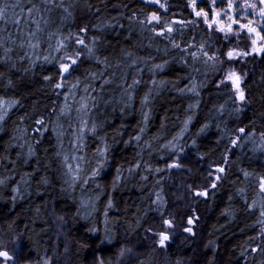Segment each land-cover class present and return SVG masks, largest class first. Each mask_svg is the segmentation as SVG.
Returning <instances> with one entry per match:
<instances>
[{
  "label": "trees",
  "instance_id": "obj_1",
  "mask_svg": "<svg viewBox=\"0 0 264 264\" xmlns=\"http://www.w3.org/2000/svg\"><path fill=\"white\" fill-rule=\"evenodd\" d=\"M20 2L25 7L29 4V0ZM168 2L169 16L175 13L177 17L183 15L188 20L196 19L189 15L190 9L184 7L187 0ZM68 5H72L69 9L72 16L61 24L62 10L57 9L51 17L54 21L52 30L59 26L67 35L87 25L89 38L93 35L101 37L100 52L108 56L113 66L120 64L119 68L108 70L115 72L117 82L122 73H126L125 86L131 83L133 76L143 82L133 92L132 108L122 109L115 103L119 98L117 90L103 93L105 99H113L112 104L105 105L100 101L99 107L92 109L90 120L105 122L103 131L107 133L111 146L109 164L97 180L101 186L99 189L92 183L83 189L80 185L73 189L65 183L70 177H65V169L56 156L60 149L52 131L55 125L53 109L58 111L63 105V96L56 95L60 90H54L43 80L45 74L55 72V65L41 60L25 71L30 62H21L20 55L27 49L12 46L10 63L16 67L8 75L14 81V87L5 88L0 82V96L16 99L19 104L9 112L7 123L0 131V156L5 154L4 149L13 135L24 137L12 141L24 147L9 149L8 160L0 162V178L6 180V184L0 186V251L5 248L4 251L12 257L4 264H44L45 260L50 264H264V235L258 222L264 219L259 216L264 194L255 187V175L264 174V153L251 151L249 143L228 153V165L222 162L225 147L231 148L229 138L238 135L237 128L254 130L257 138L264 131V58L258 62L248 61L242 85L246 103L233 105L228 100L232 94L227 89L216 87L217 77L222 75L220 70L205 71L202 65L196 64L200 71H193L190 58L186 66L180 59L186 54L171 49L166 40L156 38L152 47L148 46L149 33H141L139 27L129 20L143 7L141 0H64V6ZM16 11L19 12V8ZM23 15L26 17V13ZM102 21L105 25L103 31L96 32L94 26ZM109 23L115 27H107ZM0 28L5 29L0 38L10 34L17 44L21 38L27 39L28 29L23 23L19 28L11 22L6 25L0 23ZM21 31L23 37L20 36ZM217 35L207 31L199 21L197 25L189 24L183 38L178 37V42L195 36L197 41L204 39L215 49L223 44L222 40L217 41ZM157 47L160 51L156 50ZM165 47L169 49L167 55ZM46 50L45 43L41 51ZM127 51H132L149 64H163L165 60L169 63L163 71L155 74L148 70L143 60L134 67H126L124 56ZM0 56H3V49H0ZM98 68L93 61L84 60L78 74ZM137 68H144V71L139 73ZM152 79L157 81L158 87L152 85ZM161 81L164 83L160 84ZM96 83L98 85L99 81ZM193 83L197 85L198 96L188 91ZM149 89L153 91L144 139L159 134L161 139L158 143H166L180 134L185 121L188 122L179 141L183 146L182 176L177 171L166 170L149 174V179L142 181L139 172L128 177L125 171L123 175L128 179L121 180L113 189L116 168L127 169L140 150L134 141L130 145L123 141L128 140L140 126V100ZM82 94L79 93L77 99ZM225 100H228V110L220 115L217 108ZM69 103L73 102L70 100ZM233 107H242V111L231 112ZM72 115L75 117L76 113L73 111ZM39 116L45 118L48 127L42 136L35 132L40 126L34 124V119ZM64 124L67 128L66 121ZM17 127L27 129V133L16 132ZM117 131L124 135L116 136ZM71 139L68 134L63 138V149L69 154L72 153ZM86 143L85 151L77 155L94 152L98 145V141L91 137L86 139ZM29 144L33 146L35 155L28 163H12L17 161V153H27ZM161 156L164 159H160ZM168 158L166 152H153L151 157L147 151L144 153V159L154 167L166 168L165 160ZM216 165L227 169L220 174V181L209 176V171ZM241 169L254 175L245 180ZM178 178L182 181L177 182ZM45 179L47 183H44ZM212 182L218 184L217 188H211ZM17 186L19 192H12ZM205 189L207 197L194 195L196 190ZM155 192H161L162 203H152ZM175 192H180L190 201H174L177 198ZM13 196H16L15 200ZM253 200L257 205L250 208ZM189 218L194 221L192 225L187 222ZM162 219L171 220L173 227L162 229ZM186 227H191L194 234L185 232ZM161 230L171 231V243L166 244L165 249L157 245L156 233ZM58 233L61 236H56ZM252 248L260 250L252 252Z\"/></svg>",
  "mask_w": 264,
  "mask_h": 264
},
{
  "label": "snow or ice",
  "instance_id": "obj_2",
  "mask_svg": "<svg viewBox=\"0 0 264 264\" xmlns=\"http://www.w3.org/2000/svg\"><path fill=\"white\" fill-rule=\"evenodd\" d=\"M141 2L143 7L140 8L138 13H133L129 20L134 26L139 27L141 33H149L147 37L150 41L149 47H152L153 40L160 38V40H166L171 45V49L179 50L180 53L186 54L181 55L180 59L188 66V58H190V66L193 71H200L199 68L195 67L196 64L202 65L205 71L209 69L213 71L220 70L222 75L217 77V89H227L232 94L228 100H231L233 105L246 103L245 90L242 87L245 74L238 71L235 65L244 63L249 56L264 58V0H187L184 7L190 9L189 15L194 16L195 20L185 19L183 15L177 17L175 13L169 16L170 5L168 0H141ZM71 7L72 5L64 6V0H29L27 7L22 5L20 0H0V23L6 25L11 22L17 25L18 28L23 23L24 27L28 29L27 39L21 38L19 44H17L16 40L11 39L10 34L5 38H0V49H3V56H0V82L3 83L5 88L11 89L14 87V81L8 75V72L16 67L15 64L10 63L12 60L10 53L13 52V45L21 50L27 49V51H22L20 55L21 62L24 60L30 62L28 67L24 69L25 71L30 70L41 60L45 64L55 65V72L53 74H45L43 80L54 90H60L56 92V95L63 96V105L59 107L58 111L53 109L55 125L52 131L57 137L58 148L60 149L56 152V156L61 160V167L65 169V177H70V179L65 180V183L73 189L77 185H80L83 189L84 186L92 183L99 189L101 186L97 180L109 164L111 146L108 142L107 133L103 131L105 122L101 121L98 123L95 119L90 120L92 109L98 108L100 101H103L105 105L112 104L113 99H105L103 93L116 92L117 90H119V98L115 99V103L121 105L122 109L132 108L133 92L136 86L143 81L133 76L131 83L125 86L124 77L126 73H122L119 77V82H117L115 72H109L108 70L113 67L119 68L120 64L113 66L108 56L100 52L102 46L101 37L93 35L89 38L87 25L81 26L77 32H69L67 35L61 32L59 26L52 30L51 25L54 23L51 18L52 13L57 9H61V24H63L65 20L72 16V12L69 10ZM17 8H19V12L16 11ZM99 11L100 9L97 8V12ZM24 13H26V17L23 15ZM113 19L117 18L113 17ZM199 21L203 22L207 31L219 34L216 39L218 42L220 40L223 41L221 46L213 49L206 40L199 39L197 41L195 36H192L190 40L178 42V37L183 38L188 25H197ZM29 25H34V27L29 28ZM104 26L102 21L101 24L94 26V30L102 32ZM106 26L115 27V25L110 23ZM121 27L123 26L121 25ZM4 31V28H0V33ZM20 36H24L23 31L20 32ZM45 43L47 50L41 51L42 45ZM241 43H243L242 47L240 46ZM156 50L160 51L159 47ZM164 52L167 55L169 49L165 47ZM102 56L103 58H101ZM84 60L93 61L96 66H99L98 70L89 69L85 70L83 74H78ZM142 60V57L136 56L132 51L125 52L124 64L126 67H134ZM143 62L153 74L163 71L169 63L167 60L163 64H149L147 60H143ZM143 71L144 68H137V72L142 73ZM97 81H99L98 85ZM151 83L153 86H159L155 79H152ZM163 83V81L160 82V84ZM152 91V89H149L140 100L142 117L140 126H138L136 132L129 136L128 140L123 141L125 145H130L134 141L140 150L136 152V158H134L133 162H130V166L127 169L123 167L116 168L113 189H115L118 182L132 177L138 172L140 173V180L147 181L149 174H159L166 170L182 167L181 154L183 153V146L179 141L183 137V132L187 129V121H185L184 128L181 129V133L173 136L166 143H158L161 139L159 134L151 139H144L150 118ZM188 91L193 92L197 96L199 95L195 83L192 84ZM79 93L83 94L79 95V99H77ZM70 100L73 103H69ZM228 100L218 106V114L223 115L228 110L226 107ZM18 104L19 101L16 99H5L0 96V131L3 130L4 125L7 123L9 112ZM189 107H192V105H189ZM73 111L76 113L75 117L72 115ZM113 111H115V108ZM241 111L242 107H233L231 109V112L235 113ZM74 120L76 123H73ZM64 121L67 122V128H65ZM34 124L40 126L35 129L39 136L48 131L44 117H36ZM204 127L207 128L208 125ZM69 129L71 130L70 133ZM21 131L24 134L27 133V129L16 128V132L19 133ZM203 131L204 128L201 129V132ZM236 132L238 135L229 138L231 148L225 147V153L222 157L223 165L229 164L228 153L245 144L251 143V151L253 152L264 153V131L260 132L258 138L254 130H246L245 127L237 128ZM66 134L72 137L69 141L72 145L71 154L63 149V138ZM122 135H124L123 132H116V136ZM88 137L98 141L95 151L77 155V153H83L87 148L86 139ZM22 138L24 137L12 136L7 148L4 149L5 154L0 156V162L8 160L9 149L17 146L24 147L23 144L12 143L13 140L18 141ZM37 143H39L38 140ZM113 143H115V137H113ZM192 143L195 145L196 141L193 140ZM146 151L150 157L153 152H166L169 154L168 160H165L166 168L154 167L150 161L145 160L144 153ZM34 155L35 150L29 144L27 153H17V161H12V163L27 164L28 160ZM160 159H164V156H161ZM226 170V167L216 165L214 170L209 171V176L214 181H220L222 179L220 174L225 173ZM125 171L128 173V177L123 175ZM241 171L245 180H249L254 175L244 169H241ZM255 180V187L258 192L264 194V174L255 175ZM44 183H47L46 179ZM5 184L6 180L0 178V186ZM217 186V183H211V188L215 189ZM12 192L18 193L19 186L13 188ZM241 192H243V189H241ZM151 195L152 193H149V196ZM194 195L207 197L208 191L206 189L196 190ZM15 199L16 196H13V200ZM245 202L247 203V201ZM152 203H162L161 192H155V200ZM256 205L257 201L253 200L249 207L255 208ZM110 206L111 201L109 200ZM259 216L264 218V198L260 201ZM187 222L192 225L194 221L189 218ZM258 222L262 225L261 234L264 235V219H259ZM165 226L172 228L173 222L169 219H162L161 228L163 229ZM184 231L194 234L191 227H186ZM156 235L161 247H164L165 242L170 239V234L164 230L157 232ZM259 250L258 248L251 249L252 252ZM123 254L122 251L121 255ZM241 255H244V253L242 252ZM0 257L5 260L12 259L7 251H0ZM44 264H50V262L45 260Z\"/></svg>",
  "mask_w": 264,
  "mask_h": 264
},
{
  "label": "rangeland",
  "instance_id": "obj_3",
  "mask_svg": "<svg viewBox=\"0 0 264 264\" xmlns=\"http://www.w3.org/2000/svg\"><path fill=\"white\" fill-rule=\"evenodd\" d=\"M245 43H246V41H245ZM248 64V60L247 61H245L244 63H238V64H236L235 65V67H236V69L238 70V71H240L242 74H246V72L248 71V70H246L247 69V67L249 66V65H247ZM246 70V71H245ZM183 168L181 167V168H179V169H171V170H169V171H171V172H175V171H177L178 172V175H180V177L182 176V174H181V171H183L182 170ZM178 181H182V178H178L177 179V182ZM180 192H175V195L174 196H176L177 198L174 200V201H190V199L188 198V199H185V197L184 196H182V194H179ZM173 196V197H174ZM56 232H58V231H56ZM171 231H169V232H167V233H169L170 235H171V233H170ZM56 236H61V234L60 233H58ZM168 243H171V238L168 240V241H166L165 242V246L164 247H161L160 245H159V243H158V241H157V245L160 247V248H162V249H165V247H166V244H168ZM5 250V248H2L1 249V251H4ZM10 259H8V260H5L3 257H0V263L1 264H4V262H7V261H9Z\"/></svg>",
  "mask_w": 264,
  "mask_h": 264
},
{
  "label": "flooded vegetation",
  "instance_id": "obj_4",
  "mask_svg": "<svg viewBox=\"0 0 264 264\" xmlns=\"http://www.w3.org/2000/svg\"><path fill=\"white\" fill-rule=\"evenodd\" d=\"M233 46H235V45H233ZM240 46L242 47V46H243V43H241ZM261 58H262V57H260V56H256L255 58H253L252 56H249V57L247 58V60L250 61V62H258Z\"/></svg>",
  "mask_w": 264,
  "mask_h": 264
}]
</instances>
